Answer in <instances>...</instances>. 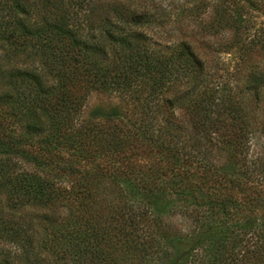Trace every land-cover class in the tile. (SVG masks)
Listing matches in <instances>:
<instances>
[{
  "label": "trees",
  "instance_id": "1",
  "mask_svg": "<svg viewBox=\"0 0 264 264\" xmlns=\"http://www.w3.org/2000/svg\"><path fill=\"white\" fill-rule=\"evenodd\" d=\"M145 11L0 0V264H264V151L244 104L264 107V71L244 94L211 83L188 43L152 40ZM94 92L134 112L86 119Z\"/></svg>",
  "mask_w": 264,
  "mask_h": 264
},
{
  "label": "rangeland",
  "instance_id": "2",
  "mask_svg": "<svg viewBox=\"0 0 264 264\" xmlns=\"http://www.w3.org/2000/svg\"><path fill=\"white\" fill-rule=\"evenodd\" d=\"M252 1L256 3V8L250 7L244 0H130V3L136 5L139 11L145 9V12L153 15L154 23L150 25L149 34L154 42L163 47L188 43L205 63L211 83L221 82L231 90L241 92L251 74L264 71V0ZM0 61L2 64H8L5 58V44L1 39ZM245 96L244 104L255 131L252 153L263 152L264 107L257 106L249 93ZM127 102L128 99L123 96L94 92L86 103L83 116L88 119L95 115H107L117 106L123 107L121 109L124 112L127 109L134 112L132 107L128 108ZM138 111L139 109L136 110ZM182 113L178 112L190 133L192 129L189 118L182 116ZM140 160L148 167L155 166L167 171L166 164L156 156H144ZM106 183L110 191L115 190L110 181ZM172 202L176 205L182 204L175 200ZM205 210V207L197 209L193 218L204 214ZM32 211L37 214L41 213L42 209L35 208ZM258 212L259 215L263 214L264 209ZM246 214L248 212L245 210L244 214L240 213L234 219L242 221ZM171 223L177 230L187 232L192 220L188 216L177 215L172 217ZM10 247L12 246L7 244L4 246ZM199 253L206 260L209 257L205 252Z\"/></svg>",
  "mask_w": 264,
  "mask_h": 264
}]
</instances>
